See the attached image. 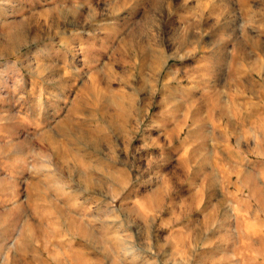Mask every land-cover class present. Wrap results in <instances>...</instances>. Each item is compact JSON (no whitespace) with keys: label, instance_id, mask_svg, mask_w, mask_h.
<instances>
[{"label":"rangeland","instance_id":"1","mask_svg":"<svg viewBox=\"0 0 264 264\" xmlns=\"http://www.w3.org/2000/svg\"><path fill=\"white\" fill-rule=\"evenodd\" d=\"M83 1L0 0V264H264V112L167 105V0Z\"/></svg>","mask_w":264,"mask_h":264},{"label":"crops","instance_id":"2","mask_svg":"<svg viewBox=\"0 0 264 264\" xmlns=\"http://www.w3.org/2000/svg\"><path fill=\"white\" fill-rule=\"evenodd\" d=\"M83 2L87 7L130 6L132 15L138 6L128 0ZM173 30L176 37L170 36ZM173 38L180 50L181 82L173 85L179 99L175 94L167 99V105L178 106L182 112L186 108L192 114L194 100L202 99L207 120L210 112L225 111L228 104V111L245 112L249 118L253 111L264 112V0H167V45ZM169 78L172 75H167V82ZM201 133L208 136L213 131L203 129ZM219 165L218 160L213 163L205 158L195 166ZM170 190L167 185V210L177 208V203L171 202Z\"/></svg>","mask_w":264,"mask_h":264},{"label":"bare ground","instance_id":"3","mask_svg":"<svg viewBox=\"0 0 264 264\" xmlns=\"http://www.w3.org/2000/svg\"><path fill=\"white\" fill-rule=\"evenodd\" d=\"M22 25V23H20L19 24V26H21ZM10 28H12V27H10ZM21 28H22V26H21ZM11 30V29H10ZM21 30V29H20ZM19 30V33L18 34H20V32L22 31H20ZM9 36V35H8ZM11 37V36H10ZM15 37V38H14ZM18 37V36H17ZM16 36H13L12 38L13 39H16L17 38ZM260 45V44H259ZM207 47V46H206ZM261 47V46H260ZM258 48V47H257ZM150 60H151V62L153 63V64H155V63H158L160 60H161V58H162V56L161 55H156V54H152L150 57ZM140 68H142V64H140ZM263 75V74H262ZM117 112H118V109H117ZM105 112H104V110L102 111V114H104ZM117 117H120L121 116V113L120 114H117L116 115ZM115 117H113L112 119H111V125H114V123H115V119H114ZM8 152V151H7ZM254 193V192H253ZM252 193V194H253ZM254 195V194H253ZM32 235V234H31ZM84 237V236H83ZM264 249V248H263ZM263 251V250H262ZM258 252H261V251H258ZM262 254V253H261ZM263 255V254H262ZM263 257H264V255H263Z\"/></svg>","mask_w":264,"mask_h":264}]
</instances>
